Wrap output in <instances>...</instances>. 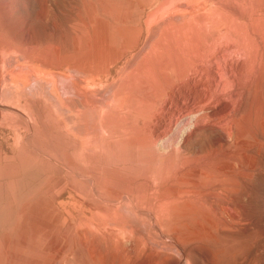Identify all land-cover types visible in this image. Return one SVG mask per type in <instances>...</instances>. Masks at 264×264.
<instances>
[{
  "label": "rangeland",
  "instance_id": "374dc122",
  "mask_svg": "<svg viewBox=\"0 0 264 264\" xmlns=\"http://www.w3.org/2000/svg\"><path fill=\"white\" fill-rule=\"evenodd\" d=\"M221 29L263 75L230 144H182L186 113L155 134ZM263 51L264 0H0V264H264Z\"/></svg>",
  "mask_w": 264,
  "mask_h": 264
},
{
  "label": "bare ground",
  "instance_id": "6f19581e",
  "mask_svg": "<svg viewBox=\"0 0 264 264\" xmlns=\"http://www.w3.org/2000/svg\"><path fill=\"white\" fill-rule=\"evenodd\" d=\"M148 1V0H147ZM178 1V0H177ZM167 2V1H166ZM173 2V1H172ZM180 3V2H179ZM178 3V4H179ZM183 3V2H182ZM177 4V3H176ZM143 6V5H142ZM145 6V5H144ZM174 7V6H173ZM181 7V6H180ZM162 8V6H161ZM170 9V8H169ZM142 10V9H141ZM164 11L161 9V12ZM159 12H160V9H159ZM166 12V11H165ZM164 13V12H163ZM227 13V12H226ZM158 15V14H157ZM160 15V13H159ZM176 15V14H175ZM228 15V14H227ZM154 16V15H153ZM232 17V15H230ZM176 17V16H175ZM181 17V16H180ZM149 18V17H148ZM155 18V17H154ZM174 18V16H173ZM172 18V19H173ZM162 19V18H161ZM178 19V18H177ZM177 19H174V20H177ZM139 20V19H138ZM167 21V19H166ZM168 22H170L168 20ZM171 22H173L171 20ZM176 22V21H175ZM174 22V23H175ZM135 23V22H134ZM177 23V22H176ZM130 24V23H129ZM167 24V23H166ZM172 25V24H170ZM175 25V24H173ZM227 25V24H226ZM122 26V25H121ZM108 27V26H107ZM135 27V26H134ZM103 29V26L101 27ZM165 28V27H164ZM167 28V27H166ZM225 28V27H224ZM223 28V30H224ZM227 30H228V27H226ZM225 28V29H226ZM230 28V27H229ZM101 29V30H102ZM121 29V28H120ZM100 30V29H99ZM100 30V31H101ZM116 30V29H115ZM131 31V29H129ZM196 30V29H195ZM221 31L220 34H218L215 38V43L212 42V46L210 47V45L208 46H204L203 48L205 49L206 47L207 48H210L212 49V51L210 49H205L203 53H205V51L207 52V50H210L209 53H207V55H203V57H197V61L199 59V62H198V65L200 67H202L203 69H206L207 71V77L205 78H201V76L198 74V71L197 73L195 74L194 73V70H196V68L194 70H192L194 76L191 77V74L190 71L187 75H185L183 77V79H180L179 81H177L176 83L172 84L169 88H167L169 91L168 92V96H167V103L164 107V105L162 107L163 110L160 111V115L161 113L164 111V117L162 118L161 116H159V118L161 117L160 121H159V127L155 129V134H160L162 132V127H164V125H166L167 121L170 122L173 118H178V116H180L181 114L183 113H186V116L189 117L190 119V123L191 125L189 126V129L185 131V133H183L182 135V138H181V143L184 144L190 137H191V134L193 133H196L198 131H203L204 133L208 134L209 136H214L215 137V143L217 144H227L230 142V140L232 139V136L234 135L235 131L236 130V122L239 121V118H242L243 116L241 115L240 113V107H241V104H242V101H243V98L247 95V91L250 90V88H255V87H258L260 86V83L262 82V79H263V75H261V72L259 73V66L254 62V61H251L249 64L248 61L246 60H249L248 58L247 59H244V57H246L247 54H250V51L252 50L250 47L247 51H246V48L243 46V43H241L240 39L243 40L242 38L239 39V37L237 38L235 35L233 36L230 32L232 31ZM99 31V32H100ZM109 31V30H108ZM112 31V30H110ZM114 31V30H113ZM184 31V30H183ZM197 31V30H196ZM220 31V30H218ZM242 31V30H241ZM98 32V33H99ZM103 32V31H102ZM100 33L103 35V33ZM104 32L106 33V29H104ZM118 32V31H117ZM116 32V33H117ZM138 32V30L136 31ZM157 32V31H156ZM163 32V31H162ZM115 32H113L114 34ZM140 33V32H138ZM164 33V32H163ZM172 33V32H171ZM219 33V32H218ZM241 33V32H240ZM110 34V33H109ZM112 34V35H113ZM162 34V33H161ZM160 34V35H161ZM236 34V33H235ZM252 34V33H250ZM119 35V34H118ZM140 35V34H139ZM106 36H107V33H106ZM115 36V35H114ZM117 36V35H116ZM121 36V35H120ZM138 36V35H137ZM148 36V35H147ZM146 36V37H147ZM173 36V35H172ZM175 36V34H174ZM238 36V35H237ZM142 37V36H141ZM196 37V36H195ZM212 37V36H211ZM115 38V37H114ZM258 38V37H257ZM99 39V38H98ZM101 39V38H100ZM100 39H99V42H100ZM119 39V38H118ZM121 39V38H120ZM170 39V38H169ZM213 38H211L212 40ZM239 39V40H238ZM248 39V38H246ZM256 39V38H255ZM108 40V39H107ZM139 40V39H138ZM137 40V41H138ZM172 40V38L170 39V41ZM177 40V39H176ZM183 40V39H181ZM198 40V39H197ZM205 40V39H204ZM102 41V40H101ZM119 41V40H118ZM194 41V39H193ZM203 41V40H202ZM214 41V39H213ZM243 41H246L247 40H243ZM249 41V40H248ZM252 41V40H251ZM250 41V42H251ZM254 41V40H253ZM211 43V41H209ZM102 43H106V42H103ZM154 43V41H153ZM152 43V44H153ZM160 43V42H159ZM254 43V42H253ZM107 44V43H106ZM119 44V43H118ZM150 44V43H149ZM149 44L146 43V45L148 46ZM155 44H157L155 42ZM174 44V43H173ZM197 44H198V41H197ZM202 44V43H200ZM208 44V42L206 43ZM258 44V42H257ZM99 45V44H97ZM97 45H94L97 46ZM102 45V44H101ZM104 45V44H103ZM204 45V44H203ZM202 45V46H203ZM251 45V44H250ZM93 46V45H92ZM116 46V45H115ZM135 46V45H133ZM258 46V45H257ZM103 48V50H106L104 49L103 46H101ZM110 47V45L108 46ZM117 47V46H116ZM124 47V46H123ZM174 47V46H173ZM176 47V46H175ZM249 47V46H247ZM106 48V47H105ZM148 48V47H146ZM201 48V45L200 47ZM99 49V48H98ZM115 49V48H114ZM127 49V48H125ZM153 49V48H151ZM175 49V48H174ZM251 49V50H250ZM103 50L101 52H103ZM109 50V49H108ZM116 50V49H115ZM200 50V49H198ZM202 50V49H201ZM262 50V49H261ZM93 51V50H92ZM168 51V50H167ZM203 51V50H202ZM153 52H154V49H153ZM152 52V56L151 59L155 60L154 57L157 56L156 54H154ZM178 52V51H176ZM249 52V53H248ZM252 52V51H251ZM255 54H258V47L255 48ZM253 52V53H254ZM91 53V52H90ZM94 53V51H93ZM108 53V51H107ZM163 53V52H162ZM179 53V52H178ZM247 53V54H246ZM264 53V51H263ZM262 53V54H263ZM99 54V52L94 55V57ZM109 54V53H108ZM172 54V53H171ZM252 54V53H251ZM92 55V53H91ZM104 55V54H103ZM149 55V54H148ZM182 56V53L180 54ZM186 55V54H185ZM193 55V54H192ZM196 55V54H194ZM93 56V55H92ZM164 56V55H162ZM188 56V55H187ZM191 56V55H190ZM250 56V55H249ZM253 56V54L251 55ZM250 56V57H251ZM90 57V56H88ZM118 57V56H117ZM249 57V58H250ZM98 58V57H97ZM101 58V57H100ZM104 58V56H103ZM102 58V60H103ZM156 58V57H155ZM165 58V57H164ZM163 58V59H164ZM173 60H174V57H172ZM188 58V57H187ZM253 58V57H252ZM251 58V59H252ZM264 58V57H263ZM262 58V59H263ZM95 60H97L96 58H93ZM192 59V58H191ZM254 59H256L254 57ZM100 60V59H99ZM98 60V61H99ZM101 60V62H102ZM148 60V58H147ZM165 60V59H164ZM196 61V59H194ZM94 61V60H93ZM178 61H179V58H178ZM213 61L215 62V70H212V69H209L211 68L212 64H213ZM75 62H78V61H75ZM153 62V61H152ZM155 62V61H154ZM260 62V61H259ZM258 62V63H259ZM263 62V61H262ZM98 63V62H97ZM103 63V62H102ZM141 63V62H140ZM143 63V61H142ZM145 63V62H144ZM148 63V62H147ZM184 63H186L184 61ZM75 64V63H74ZM79 64H83L82 62L79 63ZM94 64V63H93ZM111 64V63H110ZM150 64V63H149ZM189 64V63H188ZM192 64V63H191ZM191 64H189L188 66H190ZM197 64V62H196ZM77 65V64H76ZM87 65V64H86ZM85 65V66H86ZM148 65V64H147ZM155 65V63H154ZM177 65V64H176ZM195 65V63H194ZM192 64V67L194 66ZM197 65V67H198ZM214 65V64H213ZM263 65V64H261ZM260 65V67H261ZM78 66V65H77ZM81 67L84 66L83 65H79ZM138 66V65H137ZM148 66H151V65H148ZM148 66H147V69H148ZM174 66V65H173ZM172 66V67H173ZM187 66V64H186ZM196 66V65H195ZM248 66V68H247ZM139 67V66H138ZM152 67V66H151ZM159 67V66H158ZM199 67V68H200ZM208 67V69H207ZM78 68V67H77ZM145 68V67H144ZM156 68V67H155ZM177 68V66H176ZM179 68V67H178ZM188 68V67H186ZM264 68V67H263ZM81 69V68H80ZM84 69V68H83ZM150 69V68H149ZM202 69V70H203ZM82 70V69H81ZM137 70V69H136ZM139 70V69H138ZM178 70V69H177ZM176 70V71H177ZM179 70H182V69H179ZM185 70V68L183 69ZM201 70V69H200ZM201 70V71H202ZM264 70V69H263ZM79 71V70H78ZM144 71V70H143ZM146 68H145V72H146ZM205 70H203V73H204ZM154 72V71H153ZM141 73V72H140ZM148 73V72H146ZM156 73V72H155ZM177 74H179L180 72H176ZM182 73V71H181ZM200 73V72H199ZM263 73V71H262ZM151 74V73H150ZM165 74V73H164ZM176 74V75H177ZM199 75V77H196L195 75ZM202 74V72H201ZM143 74H141L140 78L142 79ZM146 75V74H144ZM206 75V74H205ZM148 76V75H146ZM151 76V75H150ZM203 76V75H202ZM197 79H196V78ZM137 78L138 77V73H137ZM146 78V77H145ZM159 78V77H158ZM193 78H195L196 80H194ZM138 80V79H137ZM143 80V79H142ZM148 80V79H147ZM164 80V79H163ZM141 81V80H140ZM145 81V80H144ZM143 81V82H144ZM164 82V81H163ZM142 83V82H141ZM153 83V82H152ZM184 83V85H183ZM161 84V83H160ZM146 85V83H145ZM144 86V85H143ZM142 86V87H143ZM163 87V86H162ZM164 89H166V87H163ZM259 88V87H258ZM257 88V89H258ZM153 89V88H152ZM159 89V88H158ZM166 89V90H167ZM124 90V89H123ZM136 90V89H135ZM143 90V88H142ZM117 91V90H116ZM131 88H130V92L131 93ZM146 91V89H145ZM150 91V90H149ZM161 91H162V88H161ZM165 91V90H164ZM163 91V92H164ZM136 92L135 94H137V91H134ZM138 92H139V89H138ZM166 92V93H167ZM144 93V92H143ZM147 93V91H146ZM145 93V94H146ZM165 93V92H164ZM132 94V93H131ZM134 94V93H133ZM253 94V93H252ZM119 94H117L116 96L118 97ZM161 96V94H159ZM115 95H113V98H114ZM115 96V98H116ZM122 96V95H121ZM130 96V95H128ZM132 96V95H131ZM138 96V95H137ZM144 96V95H143ZM158 96V97H160ZM134 97V96H133ZM145 98L148 97V95H145L144 96ZM151 97V96H150ZM162 97V96H161ZM128 98V97H127ZM144 98V99H145ZM165 98V96H164ZM163 98V99H164ZM78 99V98H77ZM162 99V100H163ZM251 99V98H250ZM117 100V99H116ZM116 100H114L116 102ZM154 100V99H153ZM159 100V99H157ZM165 100V99H164ZM123 102V101H122ZM151 102V101H150ZM155 102V101H154ZM162 103V101H159L157 103ZM213 103L215 104V107L212 105V106H209L208 103ZM121 103V102H120ZM119 103V104H120ZM130 103V102H129ZM148 103V102H147ZM164 103V102H163ZM253 103V102H252ZM118 103H116L117 105ZM123 104V103H122ZM133 104V103H132ZM140 104V103H139ZM151 104H153L151 102ZM115 105V106H116ZM124 105V104H123ZM129 105V104H128ZM136 105V103H135ZM147 105V104H146ZM155 105V104H154ZM162 105V104H161ZM211 105V104H210ZM247 105V104H246ZM119 106V105H118ZM138 106V105H137ZM136 106V107H137ZM243 106H244V103H243ZM127 107V106H126ZM132 107V106H131ZM135 107V108H136ZM149 107V106H148ZM153 107V106H152ZM252 107V106H251ZM146 108V107H145ZM161 108V107H160ZM125 109V108H123ZM133 109V108H132ZM139 109V108H138ZM154 109V108H152ZM155 110V109H154ZM115 111V110H113ZM135 111V110H134ZM133 111V112H134ZM150 111V110H149ZM149 111L147 109L146 113L145 114H149ZM206 111V112H204ZM244 111V110H243ZM125 112V110H124ZM113 113V112H112ZM249 113L253 116H259V114L261 113V107L258 105V103L252 107V108H249L248 111L246 112V115L244 114V119L246 120L249 116ZM81 114V113H80ZM117 114V113H116ZM125 114V113H124ZM126 115V114H125ZM124 115V116H125ZM151 115V114H150ZM148 115V116H150ZM122 115V117H124ZM146 116V115H145ZM155 116V115H153ZM121 117V116H120ZM207 119L208 121L211 120L210 122H207V123H204L203 122V119ZM251 117V116H249ZM121 119V118H120ZM129 119V118H128ZM135 119V118H134ZM186 119V118H185ZM110 120V118H109ZM113 120V119H112ZM117 120V119H116ZM127 120V119H126ZM125 118L123 121H126ZM130 120H133V119H130ZM184 120V119H183ZM187 120V119H186ZM206 120V121H207ZM120 120L117 121V123H119ZM134 121V120H133ZM131 121H129L130 123ZM174 122V121H173ZM128 123V122H127ZM176 123V122H175ZM121 124V121L120 123ZM132 124V123H130ZM134 124V123H133ZM136 124V123H135ZM147 124V123H146ZM172 124V123H171ZM108 125V124H107ZM126 125V124H125ZM124 125V127H125ZM137 125V124H136ZM142 125V123H141ZM144 125V124H143ZM239 125V124H238ZM110 126V125H109ZM138 126V125H137ZM140 126V125H139ZM145 126V125H144ZM143 126V127H144ZM150 126V125H149ZM134 127V126H132ZM148 127V126H147ZM127 128V127H126ZM129 128V127H128ZM150 127H148L149 129ZM155 128V127H154ZM167 128V127H166ZM242 128V127H241ZM146 129V128H145ZM142 130V129H141ZM151 130V129H150ZM133 132V130H131ZM240 131V130H239ZM146 132V131H145ZM144 132V133H145ZM242 132V131H240ZM151 133V131H150ZM149 133V135H150ZM239 133V132H238ZM127 134V133H126ZM141 134H143V132H141ZM167 134V133H166ZM130 135V134H129ZM133 135H135L133 133ZM132 135V136H133ZM137 135V134H136ZM139 135V134H138ZM144 135V134H143ZM152 135V133H151ZM156 136V135H155ZM165 136V135H164ZM204 136V135H203ZM235 136V135H234ZM154 137V136H153ZM239 137V136H238ZM128 141V140H126ZM145 141V140H144ZM146 142V141H145ZM149 142V141H148ZM147 143V142H146ZM189 144V143H188ZM230 144V143H229ZM235 144V143H234ZM137 146V145H136ZM142 146V145H141ZM147 146V144L145 145ZM189 146V145H188ZM228 147V146H227ZM147 148V147H146ZM146 150V149H145ZM188 150V149H187ZM185 153V152H184ZM190 154V153H188ZM183 155V154H182ZM205 156V155H204ZM216 156V155H215ZM183 159V157H182ZM180 160V159H179ZM228 160V159H227ZM196 161V165L194 167V175H197L199 173H201L200 171L203 169V168H213V169H216L218 171H222V172H225V167L223 166H220L218 163H216L214 160V158L212 156H206L205 158H198L196 157L195 159ZM239 161V160H238ZM183 162V161H182ZM191 162V161H190ZM229 162L231 161H228V164ZM233 163V162H232ZM234 164V163H233ZM189 166V165H188ZM237 166V165H235ZM192 168V166H190ZM227 168V167H226ZM236 169V168H235ZM227 171V170H226ZM190 172V171H189ZM228 172V171H227ZM191 173V172H190ZM193 174V173H192ZM206 175V174H205ZM185 176V175H184ZM188 176V175H187ZM190 176V175H189ZM224 176V175H223ZM212 178H215V177H212ZM192 179V178H191ZM200 179V177H199ZM211 179V178H209ZM218 179V178H217ZM216 179V180H217ZM198 180V179H197ZM214 180V179H213ZM211 180V181H213ZM205 181V180H204ZM208 181V180H207ZM201 183V182H200ZM206 183V181H205ZM204 183V184H205ZM209 187V186H208ZM197 189V188H196ZM211 190H213L211 188ZM194 194V193H193ZM200 194V193H198ZM197 194V195H198ZM111 201V200H110ZM162 201V200H161ZM165 202V201H164Z\"/></svg>",
  "mask_w": 264,
  "mask_h": 264
}]
</instances>
